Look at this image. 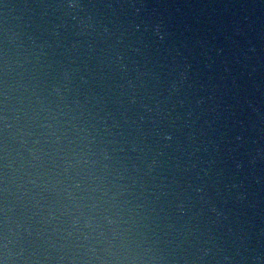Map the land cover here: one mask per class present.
I'll return each instance as SVG.
<instances>
[{
  "label": "water",
  "instance_id": "95a60500",
  "mask_svg": "<svg viewBox=\"0 0 264 264\" xmlns=\"http://www.w3.org/2000/svg\"><path fill=\"white\" fill-rule=\"evenodd\" d=\"M79 2L81 7H69L68 0H0V117L5 115V81L12 86L7 134L0 119V209L7 205L10 220L27 223L28 196L37 190L24 183L25 171L35 170L27 163L21 169V162L31 160L30 147L50 148L49 131L63 132V146L91 150L97 154L92 158L108 165L104 175L109 187L118 185V199L140 214L137 239L143 240L142 247L160 250L169 264L114 73L88 2ZM53 84L59 92L52 91ZM41 100L46 114L28 119L16 111L23 104L30 118ZM47 124H52L51 130ZM29 131L32 135H25L28 143L22 145L21 132ZM33 140L39 143L34 145ZM17 170L20 179H14ZM24 189L31 192L25 194ZM3 219L0 211V226Z\"/></svg>",
  "mask_w": 264,
  "mask_h": 264
},
{
  "label": "clouds",
  "instance_id": "9594fccd",
  "mask_svg": "<svg viewBox=\"0 0 264 264\" xmlns=\"http://www.w3.org/2000/svg\"><path fill=\"white\" fill-rule=\"evenodd\" d=\"M68 4L69 7L82 6L79 0H68ZM5 67L6 70L9 67L7 62ZM11 87L5 81V115L0 117L5 121V134L9 128L7 101ZM51 88L53 92H59L54 84ZM16 111L34 119L48 110L41 100L30 118L23 104ZM52 127L47 124L49 130ZM158 134L163 140L169 139L163 130ZM25 135L31 136L32 133L21 132L22 145L28 143ZM48 135L53 137L50 148H28L31 160L22 161L20 165L23 169L27 163L35 170L24 173V183L37 190L24 189L25 194L31 192L29 204L25 206L31 208L26 216L27 223L10 220L7 205L0 209L4 215L0 226V264H166V257L160 250L142 247L143 240L137 239L140 236V214L126 207L127 201L118 199L121 194L118 185L109 187L104 175L108 165L92 158L97 154L91 150L85 152L81 148L77 151L63 146V132L56 135L49 131ZM38 143L32 141L34 145ZM100 155L107 160L104 150ZM14 179H20L19 170ZM17 187L22 188L23 184Z\"/></svg>",
  "mask_w": 264,
  "mask_h": 264
}]
</instances>
